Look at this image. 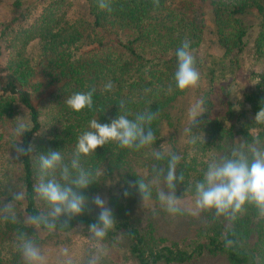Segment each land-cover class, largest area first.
I'll return each mask as SVG.
<instances>
[{
	"label": "trees",
	"instance_id": "trees-1",
	"mask_svg": "<svg viewBox=\"0 0 264 264\" xmlns=\"http://www.w3.org/2000/svg\"><path fill=\"white\" fill-rule=\"evenodd\" d=\"M87 3L92 22L58 20L43 28L42 62L37 69L30 59H15L6 67L0 66V195L10 199L7 190L4 191L9 180L25 187L29 198L22 216L42 207L32 197L40 154L55 149L69 156L78 136L88 130L89 122L97 119L102 124L110 123L119 115L118 104L122 100L132 116L146 110L159 113L152 125L157 137L154 146L158 148L162 144L163 129L172 123L175 105L188 94L175 87V51L185 38L191 41L194 52L200 47L206 30L201 3L159 0V7H156L154 0H115L111 12L100 9L97 0H87ZM210 7L218 43L227 56L244 48L248 32L241 16L251 10L258 11L262 23L256 53L259 58H264V0H240L236 4L212 0ZM12 25H6L2 30L3 39L8 38ZM87 46L93 48L87 50ZM1 56L2 52L0 59ZM39 73L43 74L46 83L34 81ZM109 80L114 85L113 90L102 91ZM93 86L96 93L92 109L74 112L64 103L73 93L88 91ZM247 103L253 118L244 121L239 130L231 123L235 118L232 107L230 118L214 117L211 109L199 118L200 127L195 131H202L204 144L197 145L195 151L191 149L178 166V172L184 173L186 182L194 183L202 178V169L206 167L204 161L209 154H223L232 143L250 141L256 135L264 138V126L254 123L255 114L264 107V72L256 92L247 97ZM18 116L30 124V131L20 138L13 134ZM15 141L25 148L31 147L20 161L11 160L15 156L11 147ZM139 153L110 143L98 147L92 155L82 157L86 167L103 168L105 176L84 190L89 197L90 210L74 218L69 225L71 229L63 233L87 229L90 223L96 222L98 213H95L91 198L102 192L108 180L118 179L132 195L139 196L129 185L130 181L143 178L132 164V159ZM153 163L151 158L150 173ZM185 188L186 184H179L176 192L185 191ZM152 201H156L155 198ZM119 202V199L111 200L117 225L105 244L115 243L124 232L138 264H193L206 256L225 258L229 264H264V220L258 219L251 209L231 224L223 218L214 219L211 213L190 215L192 238L189 245L184 247L172 242L163 246L153 236V231L145 232L135 225L128 209ZM17 230L33 235V230L23 224L0 223V264H22L20 255L13 248ZM36 238L39 243L38 234ZM227 240H232L233 244L226 245Z\"/></svg>",
	"mask_w": 264,
	"mask_h": 264
},
{
	"label": "clouds",
	"instance_id": "clouds-1",
	"mask_svg": "<svg viewBox=\"0 0 264 264\" xmlns=\"http://www.w3.org/2000/svg\"><path fill=\"white\" fill-rule=\"evenodd\" d=\"M114 3L115 0H97L98 7L108 12L112 11ZM154 4L159 7V0H154ZM175 56L177 66L173 78L176 89L182 93L197 89L201 73L189 39L181 42ZM113 88L109 80L102 91H112ZM95 93L93 86L88 91L73 93L64 103L74 112L92 109ZM118 105L120 113L110 123L102 124L97 119L89 122L88 130L78 136L75 149L69 156L55 149L38 156L32 197L40 202L41 210L22 216L25 201L29 198L28 191L15 180L4 185L10 199L0 195V223L23 224L33 230V235L17 230L14 236L13 248L20 255L22 264H50L53 258L55 264H107L105 241L110 232H115L117 221L106 200L99 195L91 198L99 213L96 222L87 226L86 245L80 255L67 244L61 245L54 253L46 252L37 242L36 234L54 235L69 231L70 222L90 210L89 197L84 190L100 181L105 172L103 168L86 167L82 157L90 156L98 147L110 143L137 153L147 150L146 155L155 161L150 179L138 178L129 182L130 187L137 190L143 207L155 198L161 210L175 217L185 214V199L191 196L196 214L211 213L214 219L223 218L231 224L251 209L258 219L264 220V138L256 135L250 141L232 143L223 154H209L204 161L206 167L202 169V178L194 183L186 182L184 173L178 172L183 158L181 152L166 147L164 143L158 148L154 146L157 137L152 125L159 113L146 110L132 116L123 100ZM205 105L201 98L191 106L188 124L182 132L184 143L193 151L197 145L204 144L202 131L193 129H199L198 117L206 111ZM15 120L13 134L20 138L30 131V124L22 116ZM254 123L264 126V107L255 114ZM16 141L11 145L15 151L12 161H20L31 151L30 146L25 148ZM179 184H186L182 197L176 194ZM124 195L128 196L129 192L125 190ZM153 214H156L155 209ZM231 244L232 240L226 241V245Z\"/></svg>",
	"mask_w": 264,
	"mask_h": 264
},
{
	"label": "rangeland",
	"instance_id": "rangeland-1",
	"mask_svg": "<svg viewBox=\"0 0 264 264\" xmlns=\"http://www.w3.org/2000/svg\"><path fill=\"white\" fill-rule=\"evenodd\" d=\"M192 1L203 5L206 23L203 41L198 50L194 52L197 57V67L201 73V83L197 89L189 91L186 97L175 105L171 115L172 123L165 126L161 137L166 147L181 152L182 160L191 150L190 146L184 143L182 136L183 129L188 124V113L191 106L202 98L206 103V111L203 114L211 109L213 116L218 118H230L229 110L232 107L235 118L231 120V123L235 124L239 130L244 121L248 122L253 118L247 97L256 92L259 78L264 72V58H259L256 53V43L262 23V17L258 11L251 10L241 16V21L248 32L244 48L242 51H236L227 56L216 36L214 17L210 7L212 0ZM222 1L236 4L240 0ZM91 13L87 0H0V52H2L0 66L6 67L9 61L15 59H30L37 69L42 62L41 33L43 28L50 22L58 20L90 23L93 21ZM11 23L13 25L9 36L3 39L2 30ZM92 48V46L86 47L87 50ZM34 81L46 83L41 73L34 78ZM146 152L147 150H142L136 155L132 159V164L139 175L150 179L149 161L151 157L146 155ZM125 190L129 192L128 196L124 195ZM176 194L182 197L184 191L176 192ZM98 195L106 200L107 206L113 212L111 200L119 199V203L128 209L127 213L134 224L138 225L142 231H153V236L163 246L172 242L180 243L184 247L189 245L192 238V224L189 222V216L200 214H196L191 196L185 199V214L173 217L161 210L157 201H151L143 207L141 198L132 195L118 179L108 180ZM153 209L156 214H153ZM94 210L95 213H99V209L95 206ZM84 235H87L86 228H78L68 234L38 233L39 244L46 252L54 253L61 245L67 244L72 246L77 255H80L82 248L86 245ZM115 241L110 245L105 244V250L108 253L107 264H138L131 254V244L125 233H120ZM50 264H55L54 258L50 260ZM193 264L229 263L222 257L206 256L196 260Z\"/></svg>",
	"mask_w": 264,
	"mask_h": 264
}]
</instances>
